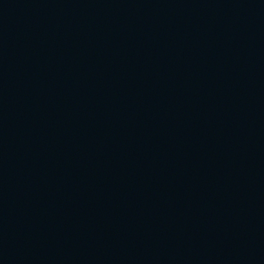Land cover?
Wrapping results in <instances>:
<instances>
[{
	"label": "water",
	"instance_id": "water-1",
	"mask_svg": "<svg viewBox=\"0 0 264 264\" xmlns=\"http://www.w3.org/2000/svg\"><path fill=\"white\" fill-rule=\"evenodd\" d=\"M0 264H264V0H0Z\"/></svg>",
	"mask_w": 264,
	"mask_h": 264
}]
</instances>
